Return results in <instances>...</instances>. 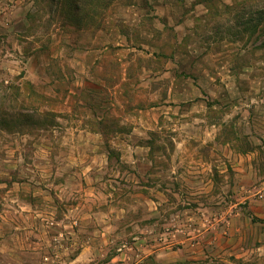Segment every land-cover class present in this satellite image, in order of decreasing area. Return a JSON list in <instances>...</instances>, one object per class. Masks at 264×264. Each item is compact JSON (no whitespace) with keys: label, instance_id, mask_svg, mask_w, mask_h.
Masks as SVG:
<instances>
[{"label":"rangeland","instance_id":"obj_1","mask_svg":"<svg viewBox=\"0 0 264 264\" xmlns=\"http://www.w3.org/2000/svg\"><path fill=\"white\" fill-rule=\"evenodd\" d=\"M0 264H264V0H0Z\"/></svg>","mask_w":264,"mask_h":264}]
</instances>
